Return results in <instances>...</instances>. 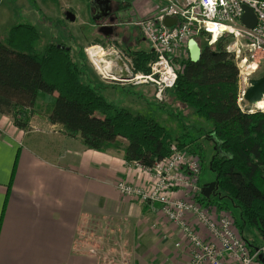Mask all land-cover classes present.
Returning <instances> with one entry per match:
<instances>
[{"label": "trees", "instance_id": "trees-1", "mask_svg": "<svg viewBox=\"0 0 264 264\" xmlns=\"http://www.w3.org/2000/svg\"><path fill=\"white\" fill-rule=\"evenodd\" d=\"M207 39L203 35L196 39L202 47L199 62L193 63L189 56L176 60L178 80L168 97L213 123L206 138L216 148L211 169L218 180L217 196L207 199L200 192L196 199L208 208L225 209L221 200L238 208L239 232L248 228L258 233L259 242L245 237L253 251L264 247V111L250 113L251 108L243 111L239 105L240 71L234 53L228 51L234 37L224 35L213 44ZM39 42V32L28 24L12 27L0 39V114L14 126L30 130L41 102L48 110V122L70 137H79L87 149L104 152L124 140L125 160L146 167L167 159L173 145L203 159L205 147L199 138L188 132L175 137L151 118L107 101L91 74L87 48L76 54L62 43L38 49ZM101 42L89 47L104 45ZM126 53L136 71L149 72L152 51L127 49Z\"/></svg>", "mask_w": 264, "mask_h": 264}, {"label": "crops", "instance_id": "crops-1", "mask_svg": "<svg viewBox=\"0 0 264 264\" xmlns=\"http://www.w3.org/2000/svg\"><path fill=\"white\" fill-rule=\"evenodd\" d=\"M152 2L137 1L133 14L122 16L112 36L96 27L90 45L102 41L119 50L117 32L136 16L154 11L155 6L147 8ZM92 9L98 22L107 17L100 15L101 8ZM111 65L104 67L110 70ZM132 87H144L142 94L146 96L147 90L155 99L153 86ZM167 102L174 104L171 98ZM36 119L26 131L0 114V264H98L90 247L78 245L80 225L90 217L123 223V234L138 241L134 264H188V247L176 246L181 233L163 218L160 206L130 200L117 189L122 180L135 185L149 182L148 175L125 166L126 141L104 152L90 150L47 117ZM202 207L217 216L224 214L215 206ZM201 232L207 237L205 230Z\"/></svg>", "mask_w": 264, "mask_h": 264}, {"label": "built area", "instance_id": "built-area-1", "mask_svg": "<svg viewBox=\"0 0 264 264\" xmlns=\"http://www.w3.org/2000/svg\"><path fill=\"white\" fill-rule=\"evenodd\" d=\"M245 6L257 17L253 28L242 23ZM141 16L135 17L134 24L141 29L154 54V60L148 64L149 72L136 71L132 61L112 46L89 47L86 55L89 57L94 47H105V54L116 55L123 66L117 61H107L112 65L110 72L104 74L99 67L106 62L99 65L89 57L101 78L107 84L153 86L155 100L161 104L167 101L168 91L177 83L176 60L188 56V42L192 38L203 35L213 44L224 35H232L234 42L228 51L234 53L241 77L255 73L264 59V0H163L154 11ZM167 18H175L176 24L166 26ZM243 64L256 67L245 75ZM123 72L127 73V78L122 76ZM239 99L244 102L243 96ZM248 106L241 108L245 111ZM258 110L261 109L253 105L248 112ZM125 166L145 173L149 182L135 185L122 180L117 183V189L123 196L142 204L160 206L163 218L181 233V241L176 246L186 244L188 247V264H261L259 255L264 247L252 251L232 217L212 214L198 203L201 167L197 157L173 145L169 157L154 167H146L138 161H126ZM202 230L207 237L202 235Z\"/></svg>", "mask_w": 264, "mask_h": 264}, {"label": "rangeland", "instance_id": "rangeland-1", "mask_svg": "<svg viewBox=\"0 0 264 264\" xmlns=\"http://www.w3.org/2000/svg\"><path fill=\"white\" fill-rule=\"evenodd\" d=\"M93 1L95 0H0V39L3 40L7 37L8 31L12 27L20 24H28L34 26L40 34L38 49H43L50 44L62 43L72 47L73 52L77 54L80 49L89 48L91 42L90 36L95 33L97 27L94 22V12L92 9ZM109 1L118 5L123 10L131 9L133 12L139 0ZM150 1L154 3L152 2V5L147 6V8H153L154 6L157 7L163 4V0ZM69 13L75 15V21L72 22L67 18ZM144 15L145 14H142L141 17ZM134 19L130 26L120 28L116 36L122 48L119 50L123 52L133 64V58L126 53L127 49H134L137 51L151 49L141 29L134 24ZM87 60H89V57ZM90 63L91 61L88 66L91 70V74L98 81L96 87L107 101L119 108L151 118L158 124L166 127L175 137L184 132H188L194 138H199V143L204 144L205 147L202 160L199 155H196L201 167L200 184L204 187L217 179L215 173L211 169V160L216 149L215 143L206 138V133L213 128V123L211 121L199 118L194 110L180 103H175V101L174 104L171 103L172 101L170 103L166 101L161 104L153 99L151 94L147 93V90L145 96L142 94L144 87L135 88L130 85L124 87L117 83L106 86L105 84L107 83L101 78L92 63ZM252 67L255 68V64L251 66L243 64V73L247 75ZM263 74L264 59L261 60L259 68L255 73L248 77L240 76V98L243 96V92L248 88L250 81L261 77ZM168 95L167 100L170 99ZM39 104L40 105L35 108L36 120H45L48 110L44 104L41 102ZM239 105L243 107L247 105V102H240L239 99ZM248 107L251 108L253 105H249ZM220 203L225 207V209H221L223 210L222 212L232 217L235 222L241 224L240 210L234 207L229 200H221ZM227 208L229 210H226ZM119 223L120 224H118L116 220L112 221L110 219H101L98 217L84 219L80 225L78 245L90 247L92 250L90 253L97 259L98 264H134L136 258L135 245L138 241L129 239L125 235L126 233L123 234L122 230L124 229V231H126V228H124L122 222ZM128 228L130 229V227ZM243 235L249 240L255 238L257 242H259V236L255 230L245 228L243 230ZM143 244H145V241ZM143 244L141 241L140 247L142 249H144L143 246H145ZM141 248H138V250H141Z\"/></svg>", "mask_w": 264, "mask_h": 264}, {"label": "water", "instance_id": "water-1", "mask_svg": "<svg viewBox=\"0 0 264 264\" xmlns=\"http://www.w3.org/2000/svg\"><path fill=\"white\" fill-rule=\"evenodd\" d=\"M111 1L109 0H95L92 2V7H99L102 9L104 16H109L111 14ZM67 18L70 21H75V15L73 13H69ZM94 21H98L97 17H94ZM177 20L175 18H167L165 20L166 26H173L176 24ZM100 23V22H99ZM242 23L247 28H253L257 23V17L252 9L245 6L244 7V15L242 16ZM100 32H102L107 37L112 36L114 34V29L111 26L103 25L100 27ZM60 47V45H59ZM65 48V47H63ZM69 50L70 48H66ZM188 50H189V57L193 63H197L201 60L202 57V47L200 46L199 42L192 38L188 42ZM107 61L118 62L119 66H123L122 60H117L116 55H107ZM101 65V63H99ZM122 76L127 78V73L123 72ZM243 99L249 105H256L259 101L264 99V75L260 78H256L250 81L248 88L243 92ZM217 189H218V180L216 179L214 182L205 185L201 188V194L203 197L210 199L212 196H217ZM256 251H259L260 247L254 248ZM259 261L261 264H264V251L259 255Z\"/></svg>", "mask_w": 264, "mask_h": 264}, {"label": "flooded vegetation", "instance_id": "flooded-vegetation-1", "mask_svg": "<svg viewBox=\"0 0 264 264\" xmlns=\"http://www.w3.org/2000/svg\"><path fill=\"white\" fill-rule=\"evenodd\" d=\"M111 8H112V11H111V14L109 16H107L103 21H100V23L98 21L95 22V25L97 27H101L103 25H108V26H111L113 27L114 31L116 30L117 28V25L122 22L124 19H123V15L124 17L128 16V15H131L133 14L132 10H126V9H122L121 7H119L118 5L114 4L111 2ZM104 15V13L102 11H100V15ZM105 22V24H104Z\"/></svg>", "mask_w": 264, "mask_h": 264}, {"label": "bare ground", "instance_id": "bare-ground-1", "mask_svg": "<svg viewBox=\"0 0 264 264\" xmlns=\"http://www.w3.org/2000/svg\"><path fill=\"white\" fill-rule=\"evenodd\" d=\"M107 54H105V48H100V47H94L89 51V57L96 62L97 64L99 63H103L106 62L107 60L106 58H104V56H106ZM106 64H104L105 66ZM99 67L100 71L104 74H108L110 72V70H107L106 67ZM258 107V109L264 110V99H262L261 101H259L256 105Z\"/></svg>", "mask_w": 264, "mask_h": 264}]
</instances>
